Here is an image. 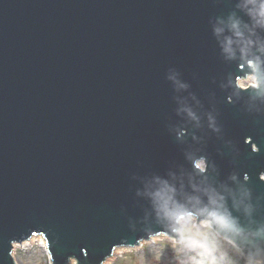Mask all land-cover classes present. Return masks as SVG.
<instances>
[{"label":"water","instance_id":"1","mask_svg":"<svg viewBox=\"0 0 264 264\" xmlns=\"http://www.w3.org/2000/svg\"><path fill=\"white\" fill-rule=\"evenodd\" d=\"M234 4L0 0V264H16L13 243L34 235L53 264H101L145 241L129 228L146 206L133 175L190 167L168 132L179 120L169 68L215 107L223 140L209 134L204 149L220 178L246 172L264 196V114L247 112L246 97L228 103L218 86L236 66L209 21Z\"/></svg>","mask_w":264,"mask_h":264},{"label":"clouds","instance_id":"2","mask_svg":"<svg viewBox=\"0 0 264 264\" xmlns=\"http://www.w3.org/2000/svg\"><path fill=\"white\" fill-rule=\"evenodd\" d=\"M209 23L220 57L236 66L218 85L227 102L246 97L247 112L264 114V0H235L227 16ZM166 79L179 118L168 132L185 146L190 167L178 164L163 174L133 175L139 183L135 196L146 206L141 217L129 219L130 230L143 234L149 264H264V196L254 198L246 172L234 169L220 178L204 149L209 134L223 140L215 107L206 109L175 68L168 69ZM224 144L235 159L239 150L231 140ZM258 151L256 145L253 152ZM259 179L264 181V172ZM76 259L69 256L67 264Z\"/></svg>","mask_w":264,"mask_h":264},{"label":"rangeland","instance_id":"3","mask_svg":"<svg viewBox=\"0 0 264 264\" xmlns=\"http://www.w3.org/2000/svg\"><path fill=\"white\" fill-rule=\"evenodd\" d=\"M29 244L18 245L13 250L16 264H49L46 248L38 241H29ZM28 243V242H27ZM144 247H141V246ZM146 242L134 248H119L115 252V259L107 264H149L145 256ZM151 264H156L153 260Z\"/></svg>","mask_w":264,"mask_h":264},{"label":"bare ground","instance_id":"4","mask_svg":"<svg viewBox=\"0 0 264 264\" xmlns=\"http://www.w3.org/2000/svg\"><path fill=\"white\" fill-rule=\"evenodd\" d=\"M32 240V242L33 241H38V242H40L41 244H43L44 243V240H43V238H42V236H37V235H34V236H32L30 239H28V240H24V241H22L21 243H13V250H14V248H16L18 245H25V243L26 244H29L30 242L29 241H31ZM28 242V243H27ZM119 248H125V247H117V248H115V250L113 251V253H112V255L109 257V258H107L106 260H105V264H107V263H109L110 261H112L113 259H115V252H116V250L117 249H119ZM128 248V247H127ZM134 248V247H133ZM12 250V251H13ZM12 256H13V253H12Z\"/></svg>","mask_w":264,"mask_h":264}]
</instances>
